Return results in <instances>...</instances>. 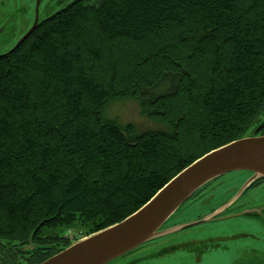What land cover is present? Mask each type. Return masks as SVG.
I'll use <instances>...</instances> for the list:
<instances>
[{
  "label": "trees",
  "instance_id": "trees-1",
  "mask_svg": "<svg viewBox=\"0 0 264 264\" xmlns=\"http://www.w3.org/2000/svg\"><path fill=\"white\" fill-rule=\"evenodd\" d=\"M124 98L167 128L105 117ZM263 110L264 0H71L0 54V239L119 222Z\"/></svg>",
  "mask_w": 264,
  "mask_h": 264
},
{
  "label": "rangeland",
  "instance_id": "rangeland-1",
  "mask_svg": "<svg viewBox=\"0 0 264 264\" xmlns=\"http://www.w3.org/2000/svg\"><path fill=\"white\" fill-rule=\"evenodd\" d=\"M35 1L0 0V54L12 47L31 26L35 16ZM70 1L40 0L37 10L39 21ZM164 84L166 86V83ZM162 87L164 85L160 86V88ZM147 90L150 93H156L159 91V87L154 86ZM104 115L105 117L116 119L121 125L131 122L138 131L154 127L167 128L165 124L150 120L146 117L141 111L140 103L135 98H124L112 101L108 105ZM263 121L264 110L256 117L254 123L246 130L244 136L251 135L254 129ZM257 134H264V125ZM246 177H248L247 172L236 170L209 180L199 187L189 199L183 202L160 225L159 232L154 234V237L147 240V242L145 241L146 243L143 246L132 250L127 255L119 256L106 264H137L138 261L141 262L142 260H144L142 264L175 262L186 264H233V251L237 247V244L234 242H220L217 248L209 249L198 257V251L193 247L195 243L192 242L209 235L222 236V232L232 229L237 225V222L229 221L223 223L222 221H211L185 228L179 232L176 231L180 230L179 226L181 224L195 220V216L196 218H202L204 217L202 215L210 213L219 204L235 197L237 187ZM230 188L233 189L230 190ZM239 202H242L241 206L248 208L247 211L250 213L258 208L253 206V199H249V197L241 196ZM235 208V205L232 207L230 204L226 207V211L236 210ZM61 222L63 223L48 228L43 237L44 239L40 241L33 239L26 241L0 239V251L15 248L19 254V259L15 264H28L32 256L42 250L48 249L47 247L54 250L64 249L79 239L94 233H87L85 223L78 218L77 214H71L69 219L62 220ZM50 234H58L61 237L52 239L55 237H51ZM162 235L169 236L163 237ZM185 243H190L191 247H185ZM147 255L148 257L146 258ZM1 261L2 258L0 257V263Z\"/></svg>",
  "mask_w": 264,
  "mask_h": 264
},
{
  "label": "water",
  "instance_id": "water-1",
  "mask_svg": "<svg viewBox=\"0 0 264 264\" xmlns=\"http://www.w3.org/2000/svg\"><path fill=\"white\" fill-rule=\"evenodd\" d=\"M38 0H36V3ZM35 16L28 30L10 48L13 49L37 26ZM210 150L179 171L155 195L136 211L108 227L84 237L37 264H106L142 244L159 232L160 225L199 187L224 173L248 170L264 177V134L257 132ZM202 222L184 223L180 229Z\"/></svg>",
  "mask_w": 264,
  "mask_h": 264
},
{
  "label": "flooded vegetation",
  "instance_id": "flooded-vegetation-1",
  "mask_svg": "<svg viewBox=\"0 0 264 264\" xmlns=\"http://www.w3.org/2000/svg\"><path fill=\"white\" fill-rule=\"evenodd\" d=\"M39 2L40 0H38L37 3L35 1L34 4L35 8L37 4V10L39 8ZM242 171L247 172L248 177H246L245 180H243V182H241L237 187L236 190L237 194L235 197L227 199L223 203L219 204L210 213L206 215H202L204 217L196 218L195 216L194 217L195 220L191 221L194 222L197 220H202V222L195 225H200V224H204L205 222H211V221L212 222L222 221L223 223L229 221L237 222V225H235L232 229L225 230L224 232H222V236L209 235L201 239L194 240L192 243H195V246L193 247H195V249H197L198 251L197 257L209 249L217 248L220 242L232 241L235 244H237V247H235L233 251V259H234L233 264H264V177L260 176L253 178L252 177L253 172L247 170H242ZM231 189L233 188H230V190ZM241 196L247 198L249 197V199L250 198L253 199V203H254L253 206L258 208H256V210H253L251 213L248 212L247 211L248 208H243L241 206L242 202H239V200H241ZM230 204L232 205V207H234L235 205L236 210H232V211L230 210L229 212L226 211V207L229 206ZM184 229L185 228L180 229L176 232L182 231ZM166 236L169 235H165L163 237ZM144 243L128 250L127 252L123 253L120 256L127 255L132 250L143 246ZM185 244H184L185 247H189L191 245L190 243H185ZM147 257L148 255L146 256V258ZM143 261L144 260H142L141 262L138 261V263L142 264ZM155 264H186V263L175 262V263H155Z\"/></svg>",
  "mask_w": 264,
  "mask_h": 264
}]
</instances>
